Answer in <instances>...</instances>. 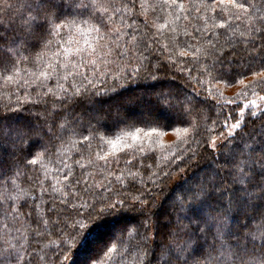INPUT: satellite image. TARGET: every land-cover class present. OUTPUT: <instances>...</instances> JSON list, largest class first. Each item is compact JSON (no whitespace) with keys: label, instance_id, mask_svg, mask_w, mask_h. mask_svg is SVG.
<instances>
[{"label":"snow or ice","instance_id":"1","mask_svg":"<svg viewBox=\"0 0 264 264\" xmlns=\"http://www.w3.org/2000/svg\"><path fill=\"white\" fill-rule=\"evenodd\" d=\"M24 8L30 15L17 11V18L10 25L11 35L0 32V70L23 72L29 78L25 83L35 85L36 99L32 106L43 107L44 122L37 125L27 120L13 125L11 117L5 114L9 105H4L0 110V139L7 135L15 153L26 152L28 157H36L28 160L30 164H37L42 156H52L51 149L56 147L53 140L67 143L76 135V129L83 126V117L74 114L72 108L78 97L90 99L118 93L129 82L157 79L155 73L162 69L176 68L183 72L185 68L170 59L178 47L179 55H191L200 75L210 80L244 77L246 68L259 65L262 71L252 72L254 79L249 86L253 95L264 93V0H229V6L223 0L219 4L207 0L188 7L177 0L150 6L143 0L139 6L137 0H39V3L25 0ZM148 8L157 20L168 9L173 20L155 25L147 19L141 20L140 12ZM14 10L13 0H0V13L11 14ZM176 21L189 22L190 30L181 28ZM73 33L83 39L86 47H80L78 41L75 48L66 46L73 44ZM92 33L100 41L96 48L87 39ZM161 37L167 43L162 44ZM165 51L169 52V58L163 57ZM22 52L28 54L21 55ZM49 52L51 57L46 60ZM109 58L113 63L126 60L128 65L135 59L139 67L121 70L117 64L115 74L102 72L97 61L107 64ZM141 69L148 72L147 77H142ZM164 99L163 94H156L157 104ZM258 99L264 101V95ZM172 100L175 102L170 100L167 106L174 111L176 123H190L186 120L190 110L185 109V101L179 96ZM251 106L257 110L251 111L250 117L261 121L264 135V109L255 100ZM240 112V118L229 126V136L243 127L245 109L241 108ZM104 118L100 114L90 117L89 128L98 133L95 125H100ZM92 139L102 140V137L94 135ZM83 140L89 141L91 147L88 136H83ZM212 146L215 147L214 141ZM260 151L264 152V142ZM195 155L192 151V156ZM74 163L85 167L80 160ZM220 167L227 169L228 179L218 168H213L192 180L172 206L175 219L171 214L165 218L169 227L162 233L150 222L146 201L133 196L135 204L129 207L126 198L113 200L111 182H90V174H77L73 166L60 160L53 177L55 183L28 178L25 182H30L33 190L24 191L16 181L26 173L17 170L18 160L9 162L7 173L0 166V264H13V261L14 264H34V261L75 264L70 253L76 237L86 229V222L125 210L137 211L143 217L136 229L134 245L138 264H251V259L246 257L254 259L258 250L264 254V156H245L242 149L239 153L230 151L226 164ZM57 177H62V187L57 186L61 184ZM103 192L109 195H102ZM234 215L243 221L258 218L259 224L253 227L242 222L234 226L231 223ZM127 229L125 225L122 233ZM165 236L171 238L170 243H164ZM177 238L180 243L176 242ZM45 240L49 245L47 250L43 246ZM52 244L56 247L51 248ZM92 259L89 257L81 264H90ZM259 264H264V260Z\"/></svg>","mask_w":264,"mask_h":264},{"label":"trees","instance_id":"2","mask_svg":"<svg viewBox=\"0 0 264 264\" xmlns=\"http://www.w3.org/2000/svg\"><path fill=\"white\" fill-rule=\"evenodd\" d=\"M140 2L141 0H137V6ZM143 2L150 6L154 3L163 4L165 0H143ZM167 2L171 3V0ZM202 2L207 0H177V3H183L185 7L189 4L200 5ZM215 2L219 4L221 0ZM13 3L16 4V10L11 14L0 13V32L8 36L11 35L10 25L16 20L17 11H23L26 16L30 15L24 8L25 0H13ZM223 4L229 6V0H223ZM168 11L166 9L162 13L163 18L157 20L148 8L140 12V19H147L152 25L163 23L165 20L171 22L173 17L168 15ZM224 15H227V12ZM176 23L181 28L188 27L190 30L189 22L176 21ZM116 27L119 25L117 24ZM141 29H143L142 24ZM72 37L73 44L66 46L75 48L78 41L80 47H86L78 34L73 33ZM87 39L93 48L100 44L95 33L89 35ZM160 39L162 44L167 43L166 38ZM180 51L179 47L176 48L170 59L176 61L178 67H184L183 72L177 71L176 68L162 69L155 73L157 79L141 78L136 82H129L118 93L91 96L90 99L78 97V102L72 105V108L74 114L83 117V126L76 129V135L71 136L67 143L61 144L53 140L56 147L51 149L52 156L40 157L35 165L28 163V160L36 157H28L26 152L15 153L10 146L8 136L5 135L0 139V166L7 173L8 163L18 160L17 170L25 172L26 176L17 179L16 182L24 191H32L33 185L25 181L32 178L46 184L55 183L53 177H56L57 164L63 160L73 166L77 174L81 172L90 174V182L97 184L111 182L110 191L113 200L126 198L128 206L131 207L135 204L131 197L140 196L146 201L151 216L150 222L162 233L166 232L169 225L165 218L171 214L172 219H175L172 206L178 202V198L192 180L213 168H218L227 180V169L220 166L226 164L230 151L239 153L242 149L245 156L248 154L264 156V152L260 151L261 143L264 142L261 121L250 117L251 111L245 113L241 121L242 129L235 130L216 148L211 146L212 139L224 133L228 124L234 123L239 118L242 95L244 92L246 96L252 95L253 88L249 86V82L254 79L252 72L262 71L261 67L254 64L252 68H246L247 75L244 77L210 80L206 75H200L191 55L181 57ZM27 54L21 53V55ZM50 57L51 52L45 59L48 60ZM163 57L169 58V52L165 51ZM236 59L239 60L240 57L237 56ZM117 64L121 70L126 67H139L135 59L131 65H128L126 60L113 63L111 58L108 59L107 64L105 61H97V67L102 72L113 74ZM18 67H28V65H18ZM141 74L142 77L148 76L145 69H141ZM10 75L13 77L11 80L5 79ZM241 79L243 83H240ZM28 80L23 72L0 70V110L4 105H9V111L5 114L11 117L10 122L13 125L22 124L27 120L37 125L44 122L43 107L32 106V101L36 99L33 91L35 85L25 83ZM111 82L109 77L108 84L111 85ZM156 94H163L166 99L157 104ZM176 96L184 100L185 109L190 110L186 116V120L190 123L183 125L176 123L174 111L167 106L170 100L175 102L172 98ZM114 111L118 113L115 114ZM96 114L105 117L100 125H95L93 121L98 133L88 126L89 118ZM229 116L231 119L226 121V117ZM185 128L188 129L187 132L184 131ZM5 131L7 133V129ZM94 135H99L102 140L92 139ZM83 136L89 137L91 147H88L89 141H84ZM192 151L196 152L194 157ZM76 160H80L85 167L80 168L75 165ZM57 179L61 180V184L57 186L62 187V177ZM102 195L107 196L109 193L103 192ZM136 207L139 208L140 205L137 204ZM142 220L143 217L139 212L125 210L87 221L86 229L76 237L70 253L75 264H81L89 257H94L90 264H138L134 245L137 239L136 229L139 228ZM242 222L256 227L259 219L249 217L247 221H243L242 217L234 215L231 220L234 226H239ZM125 225L128 229L122 233ZM89 228L90 232L87 231ZM51 239L56 240V237ZM81 240L84 241L82 244ZM170 242L171 238L165 236L164 243ZM176 242L180 243V239L177 238ZM43 246L47 250L49 247L47 240L43 242ZM50 247L55 248L56 244ZM25 259L27 260V256ZM246 259H251V264H259L264 260V254L258 250L254 259L247 257ZM34 264L39 262L34 261Z\"/></svg>","mask_w":264,"mask_h":264},{"label":"rangeland","instance_id":"3","mask_svg":"<svg viewBox=\"0 0 264 264\" xmlns=\"http://www.w3.org/2000/svg\"><path fill=\"white\" fill-rule=\"evenodd\" d=\"M248 93H250V92H248ZM260 95H264V93H257L256 95H253V94H252V95H250V96H246V93H245V92L243 93V95H242L243 100H241V101H242V106H241V108H244V109H245V112H244L243 116H244L245 113L248 112V111H256V110H257L256 108H254V107L251 106V101H253V100L256 101V104L259 105V107H260L261 109H264V101H261V100L258 99V96H260ZM241 108H240V109H241ZM240 109H239V118H240V116H241ZM114 113L116 114V113H118V111H114ZM234 123H235V122H234ZM231 124H233V123L228 124V126H227V128H226V131H225L224 133H222L221 135L216 136V137H214V138L212 139V141H211V146H212V142L214 141V142H215V147H214V148H216L220 143L225 142V141L227 140V138L230 137V136H229V126H230ZM234 132H235V130L233 131V133H234ZM233 133H232V134H233ZM212 147H213V146H212ZM185 188H186V186H185ZM168 202H171V201H168Z\"/></svg>","mask_w":264,"mask_h":264}]
</instances>
